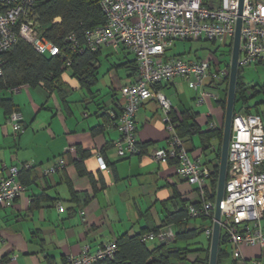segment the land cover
Wrapping results in <instances>:
<instances>
[{"label": "crops", "instance_id": "0c3cea01", "mask_svg": "<svg viewBox=\"0 0 264 264\" xmlns=\"http://www.w3.org/2000/svg\"><path fill=\"white\" fill-rule=\"evenodd\" d=\"M190 52L177 55L201 59L192 58ZM166 55L177 56L170 50ZM213 55L206 59L214 60ZM135 75L132 54L104 45L98 50L95 82L89 88L66 71L50 91L42 85H25L15 93L0 92V100H9L11 108L20 112L23 127L14 136L0 104V171L4 170L0 178L7 176V168L16 167L17 180L25 186L12 208L0 209L1 260L60 263L85 248L93 253L105 243L152 232L168 221L179 237L171 248L183 252L186 264L209 258L210 238L204 233L208 220L187 217L188 206H198L197 190L176 175L174 160L161 165L152 159L155 150L167 146L163 112L154 100L144 102L136 114L142 154L117 156L113 144L119 132L110 120L120 111V88L132 83ZM206 81L207 90L218 92L202 104L197 102L199 89L193 90L182 79L159 85V91L170 101L174 118L180 116L196 127L197 132L184 137L187 154L213 174L220 159L225 109L219 101L224 86ZM263 111L256 107L255 113ZM71 148L74 152L69 153ZM76 150L83 155L80 166L75 163ZM97 156L107 170L99 169ZM61 158L64 166L43 176ZM24 165L30 167L24 169ZM213 182L210 177L205 187L209 200L213 196L215 202L217 183ZM159 245L152 242L146 247L153 250ZM221 250L219 264H264L261 247H241L242 261L232 258L228 244ZM11 256L15 261H9Z\"/></svg>", "mask_w": 264, "mask_h": 264}, {"label": "built area", "instance_id": "2783aa9c", "mask_svg": "<svg viewBox=\"0 0 264 264\" xmlns=\"http://www.w3.org/2000/svg\"><path fill=\"white\" fill-rule=\"evenodd\" d=\"M40 2L0 0V76L3 53L19 39L40 55L63 54L60 47L38 32L35 7ZM99 5L104 23L87 30L82 42L72 33L66 35L64 42L70 54H82L85 50L96 52L101 46L109 45L114 51L124 49L134 56L135 79L120 88V111L112 123L119 132V139L113 144L117 156L128 158L142 154L137 139L136 114L144 102L154 100L163 112L167 146L155 150L152 159L161 165L175 161L176 175L195 187L199 197L198 206L188 207V218H203L213 224L215 202L209 200L205 187L211 170L188 156L184 140L177 134L178 122L171 114V103L157 86L182 79L193 90L199 89L198 104L206 98H216L206 89V80L210 85L222 81L229 74L226 66L220 69L216 61L206 58L187 60L182 56L168 57L166 53L177 42L200 40L231 50L238 0H99ZM240 18L238 68L264 65V3L243 0ZM59 21V18L54 19V22ZM22 87L13 88L11 92H18ZM21 120L18 111L7 116L14 136L23 132ZM68 152H74L73 148ZM96 160L100 170H107L100 156ZM62 166L63 158L46 169L43 176ZM29 167L23 166L24 169ZM18 172L16 167H10L7 176L0 178V209L12 208L25 191V186L17 180ZM56 206L59 212L63 211L60 203ZM219 225L234 260H244L243 246L264 248V111L253 114L241 111L232 118ZM204 233L211 238L212 225ZM140 242L172 246L176 243V234L171 224H165L142 235ZM116 251V244L108 242L93 253L85 248L78 256L54 264H96L111 260ZM15 259L11 256L9 261ZM0 264L8 263L0 259ZM253 264L260 263L253 261Z\"/></svg>", "mask_w": 264, "mask_h": 264}, {"label": "trees", "instance_id": "16d2710c", "mask_svg": "<svg viewBox=\"0 0 264 264\" xmlns=\"http://www.w3.org/2000/svg\"><path fill=\"white\" fill-rule=\"evenodd\" d=\"M35 14L39 34L60 47L63 54L59 56H50L47 54L40 55L36 53L28 43L19 39L2 55L0 92H11L13 88L25 85L30 87L42 85L50 91L57 86L56 84L59 82L60 76L66 71H69L82 87L89 88L93 85L95 82V67L99 49L96 52L85 50L82 54H70L64 39L67 34L72 33L78 42H82L83 35L87 30L104 23L105 18L100 9L99 0H41L35 7ZM56 18H59L60 21L54 22ZM228 49V55H230L231 50L230 48ZM212 61L215 62V59ZM225 66L228 68V63H226ZM242 71L243 70L238 68L234 114L238 113L235 108L239 102L243 104L241 111L249 113L246 106L247 99L258 94L263 96L259 104H264V85L260 88H248L241 77ZM217 84V86H224L222 99L218 101L222 108L225 109L228 77H225ZM157 90H160L159 86H157ZM0 104L5 108L7 116L14 111V109L11 108L9 100H0ZM117 115L118 113L114 115V118L112 117L111 120L109 119L110 123H113ZM190 115L191 114H189V116ZM174 119L178 122L177 134L181 139L184 140L185 136L197 132L193 124L186 123V120L182 119L180 116ZM75 155V163L77 166H80L83 155L78 150H76ZM211 175L215 185L217 183L218 167H215ZM215 187L216 185L214 189ZM210 200L213 202L214 197H210ZM208 222V227H210L212 225L211 221ZM171 223V221H168L165 224ZM146 233L148 232L141 233L134 237L126 236L119 238L115 242L117 251L114 257L111 260H105L96 264H186L183 252L171 248L174 245H159V247L153 250L148 249L146 244L140 242V237ZM178 239L179 237L177 234L176 243ZM224 243H226V241L224 236L221 235L217 264L220 262V257L223 253L221 246ZM208 259L203 262L198 261L197 264H208Z\"/></svg>", "mask_w": 264, "mask_h": 264}, {"label": "water", "instance_id": "95a60500", "mask_svg": "<svg viewBox=\"0 0 264 264\" xmlns=\"http://www.w3.org/2000/svg\"><path fill=\"white\" fill-rule=\"evenodd\" d=\"M243 0H238L237 20L235 23V31L232 40V46L229 59V74L226 94V104L224 113V125L222 133V142L220 150V159L218 164V176L215 194L214 222L212 224V235L210 238V249L208 264H217V256L220 242V219H221V203L223 200L224 186L227 175V153L231 136V123L234 116L235 106V89L238 74V57L240 47V30H241V13Z\"/></svg>", "mask_w": 264, "mask_h": 264}, {"label": "rangeland", "instance_id": "374dc122", "mask_svg": "<svg viewBox=\"0 0 264 264\" xmlns=\"http://www.w3.org/2000/svg\"><path fill=\"white\" fill-rule=\"evenodd\" d=\"M264 3V0H260ZM228 48L223 47L217 43H211L209 41L200 40V41H190V42H177L175 46L171 48L172 53H187L191 51V57H201L207 58L210 53H214L213 57L218 61V66L220 69H223L226 63H229L230 55H228ZM178 51V52H177ZM196 55V56H195ZM229 71V65L227 68ZM228 77V75L226 76ZM241 77L243 82L246 84L248 88H260L264 85V65L258 64L256 67L254 65L247 67L241 72ZM219 83V82H218ZM213 94L217 95L218 89L210 88L208 89ZM212 100L213 98H206ZM263 99V96L258 94L251 98L247 99L246 106L248 108V112L255 113L256 107L258 111L264 109V104H259V102ZM243 108L242 102H239L236 105V111L240 112ZM203 237V236H202ZM204 238V237H203Z\"/></svg>", "mask_w": 264, "mask_h": 264}]
</instances>
